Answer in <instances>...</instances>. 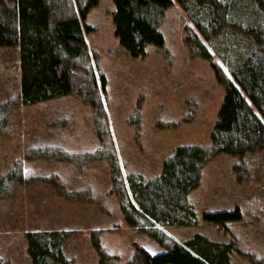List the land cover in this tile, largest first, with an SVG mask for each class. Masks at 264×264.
Masks as SVG:
<instances>
[{
  "label": "rangeland",
  "instance_id": "rangeland-1",
  "mask_svg": "<svg viewBox=\"0 0 264 264\" xmlns=\"http://www.w3.org/2000/svg\"><path fill=\"white\" fill-rule=\"evenodd\" d=\"M113 11L112 0H99L84 22L93 29L85 40L90 55L96 53L91 63L96 78L106 80L105 92L97 80L94 93L76 90L23 105L19 50L0 47V179L13 172L0 189V264H32L27 232L61 233V250L70 264H132L135 248L151 256L164 251L146 233L125 224L111 192L108 158L116 157L124 182L128 174L147 182L161 173L177 147L209 149L224 96L211 64L232 77L213 45L206 43L210 60L190 53L183 39L192 23L176 2L164 10L157 27L162 47L147 45L137 58L114 37ZM232 33H227V45L233 41L241 50L240 36ZM229 51L222 53L228 61L235 57ZM235 164L242 165L246 177H237ZM187 201L195 224L161 228L168 236L180 243L194 234L216 242L234 238L237 249L264 258V150L242 159L212 157ZM235 207L242 220L227 222L223 229L202 220L204 213ZM230 262L249 264L236 251Z\"/></svg>",
  "mask_w": 264,
  "mask_h": 264
},
{
  "label": "trees",
  "instance_id": "trees-1",
  "mask_svg": "<svg viewBox=\"0 0 264 264\" xmlns=\"http://www.w3.org/2000/svg\"><path fill=\"white\" fill-rule=\"evenodd\" d=\"M99 0H0V47L19 50V99L23 105L47 102L78 92H105L106 80L98 79L85 35L93 29L85 25L89 11ZM113 35L132 58L143 56L147 45L162 47L164 38L157 30L165 9L176 2L192 23L184 33L190 53L211 59L206 43L225 62L232 77L211 64L215 79L224 86V96L210 135L209 149L179 146L162 164L161 173L145 182L140 175L123 180L116 157H109L111 192L117 197L125 224L154 239L164 248L151 256L135 248L132 264H231L233 251L249 264H264V258L236 247L234 238L216 242L201 234L178 242L161 230L191 226L196 217L187 201L198 187L204 164L218 154L242 159L264 150V2L263 0H112ZM251 9V10H250ZM255 10L259 15L248 13ZM228 32L240 36L241 50ZM231 35V33L229 34ZM240 45V44H239ZM235 55L233 60L222 53ZM92 56V58L90 57ZM90 93V94H91ZM242 165L233 169L239 179L247 176ZM13 172L0 179L11 180ZM17 182L22 176L17 175ZM126 184V185H125ZM206 224L223 229L227 222L242 220L239 207L232 211L204 213ZM159 227V228H158ZM57 231L25 234L27 254L32 264H70L61 250ZM96 248L98 244L94 243Z\"/></svg>",
  "mask_w": 264,
  "mask_h": 264
}]
</instances>
